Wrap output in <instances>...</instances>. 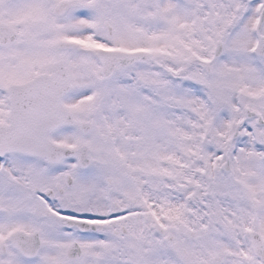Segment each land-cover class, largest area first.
Instances as JSON below:
<instances>
[{"label": "snow or ice", "instance_id": "obj_1", "mask_svg": "<svg viewBox=\"0 0 264 264\" xmlns=\"http://www.w3.org/2000/svg\"><path fill=\"white\" fill-rule=\"evenodd\" d=\"M0 264H264V0H0Z\"/></svg>", "mask_w": 264, "mask_h": 264}]
</instances>
